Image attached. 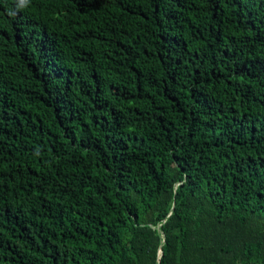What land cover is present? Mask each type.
<instances>
[{
    "label": "trees",
    "instance_id": "1",
    "mask_svg": "<svg viewBox=\"0 0 264 264\" xmlns=\"http://www.w3.org/2000/svg\"><path fill=\"white\" fill-rule=\"evenodd\" d=\"M19 3L0 264H264V0Z\"/></svg>",
    "mask_w": 264,
    "mask_h": 264
},
{
    "label": "rangeland",
    "instance_id": "2",
    "mask_svg": "<svg viewBox=\"0 0 264 264\" xmlns=\"http://www.w3.org/2000/svg\"><path fill=\"white\" fill-rule=\"evenodd\" d=\"M180 233H181L182 237H185L188 234V230L186 228H181Z\"/></svg>",
    "mask_w": 264,
    "mask_h": 264
},
{
    "label": "clouds",
    "instance_id": "3",
    "mask_svg": "<svg viewBox=\"0 0 264 264\" xmlns=\"http://www.w3.org/2000/svg\"><path fill=\"white\" fill-rule=\"evenodd\" d=\"M28 2H29V0H26V3H22L20 0L19 6H25ZM10 14H13V13H10Z\"/></svg>",
    "mask_w": 264,
    "mask_h": 264
}]
</instances>
